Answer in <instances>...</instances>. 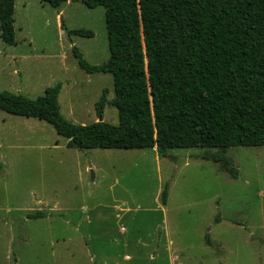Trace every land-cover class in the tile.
I'll use <instances>...</instances> for the list:
<instances>
[{"label":"rangeland","instance_id":"rangeland-1","mask_svg":"<svg viewBox=\"0 0 264 264\" xmlns=\"http://www.w3.org/2000/svg\"><path fill=\"white\" fill-rule=\"evenodd\" d=\"M16 42L0 32V91L35 99L61 83V115L120 124L103 6L16 0ZM65 25V28L63 27ZM90 30L93 37L68 34ZM216 148L78 149L48 122L0 110V264H264V146H233L238 177L204 158ZM168 186V200L162 192ZM43 211L33 219L29 214ZM154 261H150V258ZM127 258V257H126ZM96 260V261H95Z\"/></svg>","mask_w":264,"mask_h":264},{"label":"trees","instance_id":"trees-1","mask_svg":"<svg viewBox=\"0 0 264 264\" xmlns=\"http://www.w3.org/2000/svg\"><path fill=\"white\" fill-rule=\"evenodd\" d=\"M59 8L69 0H41ZM103 6L110 57L92 65L73 54L87 73H111L120 124L103 120L107 89L97 103L100 121L74 124L60 112L62 84L31 99L0 91V110L51 124L78 149L216 148L205 159L239 172L233 146H264V0H75ZM16 0H0L4 43L16 42ZM65 28V25H63ZM70 36L93 37L85 29ZM168 200V186L162 202ZM43 211L29 214L37 219Z\"/></svg>","mask_w":264,"mask_h":264},{"label":"crops","instance_id":"crops-1","mask_svg":"<svg viewBox=\"0 0 264 264\" xmlns=\"http://www.w3.org/2000/svg\"><path fill=\"white\" fill-rule=\"evenodd\" d=\"M119 256L120 255H118V258L116 259V261L114 260L111 263L110 262L107 263L104 260L101 262H102V264H143L144 263L143 260L141 259V257H139V256L133 257L130 255H125V258L123 260H120ZM150 261H154V259H152V257H151ZM96 263L101 264L100 261L96 262Z\"/></svg>","mask_w":264,"mask_h":264}]
</instances>
